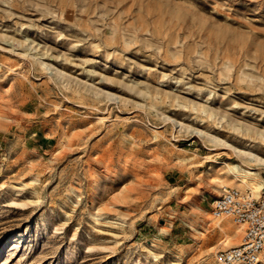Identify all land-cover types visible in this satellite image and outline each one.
Wrapping results in <instances>:
<instances>
[{"label":"rangeland","instance_id":"rangeland-1","mask_svg":"<svg viewBox=\"0 0 264 264\" xmlns=\"http://www.w3.org/2000/svg\"><path fill=\"white\" fill-rule=\"evenodd\" d=\"M225 144L264 160V0H0V264H214L264 186Z\"/></svg>","mask_w":264,"mask_h":264},{"label":"built area","instance_id":"built-area-1","mask_svg":"<svg viewBox=\"0 0 264 264\" xmlns=\"http://www.w3.org/2000/svg\"><path fill=\"white\" fill-rule=\"evenodd\" d=\"M209 215L212 220H228L240 230L237 244L215 246L214 264H264V186L257 195L247 189L220 188Z\"/></svg>","mask_w":264,"mask_h":264},{"label":"bare ground","instance_id":"bare-ground-1","mask_svg":"<svg viewBox=\"0 0 264 264\" xmlns=\"http://www.w3.org/2000/svg\"><path fill=\"white\" fill-rule=\"evenodd\" d=\"M225 147H227V148H228L233 154H235L236 156H242V157H245V158H249L250 160L253 159V160H255V162L257 161L259 164L264 165V160L261 159V158H259V157H257L256 155H254V154H252V153H248V152H245V151L239 150V149H237V148H235V147H233V146H230V145L226 146V144H225ZM239 158H240V157H239ZM243 160H244V159H243ZM245 160H246V159H245ZM231 175H232V174H231ZM234 177L240 179V177H239L237 174H235ZM258 181H259V180H258ZM261 182H263V181H261ZM240 183L244 184L243 181H241ZM245 184H246V183H245ZM237 189H238V188H237ZM253 189H256L257 192H260L261 189H262V186H261V185H257L256 187H253ZM247 190H248V189H247ZM249 191H251L252 193H254L252 190H249ZM254 194H255V193H254ZM255 195H257V194H255ZM226 238L228 239L229 237H226Z\"/></svg>","mask_w":264,"mask_h":264}]
</instances>
